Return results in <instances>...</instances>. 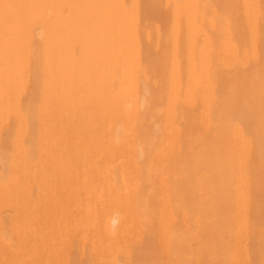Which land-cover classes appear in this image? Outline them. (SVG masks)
I'll return each mask as SVG.
<instances>
[{
	"label": "bare ground",
	"instance_id": "6f19581e",
	"mask_svg": "<svg viewBox=\"0 0 264 264\" xmlns=\"http://www.w3.org/2000/svg\"><path fill=\"white\" fill-rule=\"evenodd\" d=\"M0 264H264V0H0Z\"/></svg>",
	"mask_w": 264,
	"mask_h": 264
},
{
	"label": "clouds",
	"instance_id": "9594fccd",
	"mask_svg": "<svg viewBox=\"0 0 264 264\" xmlns=\"http://www.w3.org/2000/svg\"><path fill=\"white\" fill-rule=\"evenodd\" d=\"M120 220L121 218L119 213L113 214V216L108 220L107 228L112 234H115L116 230L118 229L120 225Z\"/></svg>",
	"mask_w": 264,
	"mask_h": 264
}]
</instances>
